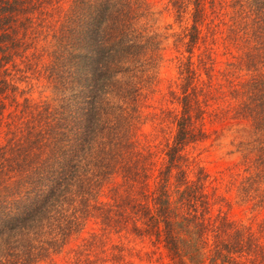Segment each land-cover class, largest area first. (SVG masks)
I'll return each mask as SVG.
<instances>
[{
  "label": "trees",
  "instance_id": "trees-1",
  "mask_svg": "<svg viewBox=\"0 0 264 264\" xmlns=\"http://www.w3.org/2000/svg\"><path fill=\"white\" fill-rule=\"evenodd\" d=\"M165 1L0 0V264H264V0Z\"/></svg>",
  "mask_w": 264,
  "mask_h": 264
},
{
  "label": "rangeland",
  "instance_id": "rangeland-1",
  "mask_svg": "<svg viewBox=\"0 0 264 264\" xmlns=\"http://www.w3.org/2000/svg\"><path fill=\"white\" fill-rule=\"evenodd\" d=\"M150 5L152 6L154 12L156 13L155 19V30H159L163 34H166V28L169 25H173L175 30H178V24H176L173 13L171 10L167 9V1L165 0H148ZM171 33H173L171 31ZM169 50L167 52V61L163 64L160 69V84L157 87L156 92L150 96L149 101L147 102V109L145 110V118L147 119L145 125L143 127V133L145 135H152L155 133L157 129V121L154 119V115L159 114L160 110L170 107L173 108L167 102V94L171 90V88L175 89L177 86V78H178V70L175 62H172L173 58V47L172 41H170ZM228 138L223 140L222 148H220L216 152H212L209 155L203 157L205 164L207 167L214 172L220 166H225L232 160H236V157H230L227 155L228 150H230V141L232 139L231 135L228 134ZM232 211L231 216L238 221H242L244 223H250V215L247 211L246 207L241 206L240 204H231ZM226 210V209H225ZM157 259L161 258V262L163 264H172L170 259L166 254H159L156 257ZM67 259V258H66ZM64 255L58 258L59 262H64ZM134 264H140V260L138 258L130 259Z\"/></svg>",
  "mask_w": 264,
  "mask_h": 264
}]
</instances>
